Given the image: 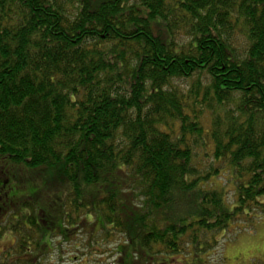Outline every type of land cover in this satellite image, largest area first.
Here are the masks:
<instances>
[{"label":"trees","instance_id":"trees-1","mask_svg":"<svg viewBox=\"0 0 264 264\" xmlns=\"http://www.w3.org/2000/svg\"><path fill=\"white\" fill-rule=\"evenodd\" d=\"M0 160V264L89 225L119 264L210 257L264 220V0H0Z\"/></svg>","mask_w":264,"mask_h":264},{"label":"rangeland","instance_id":"rangeland-1","mask_svg":"<svg viewBox=\"0 0 264 264\" xmlns=\"http://www.w3.org/2000/svg\"><path fill=\"white\" fill-rule=\"evenodd\" d=\"M13 173L17 174L13 175ZM21 174L18 166L12 165L9 162L7 163L6 160H0V184L3 185V188H9L14 177L21 176V178H24ZM221 180H219V185L221 184ZM2 194V186H0V196ZM232 195V193H229L227 196L230 201ZM56 196L58 197V194L55 195L49 191L46 198L48 201L52 200L54 205V200H57ZM20 209L23 210L22 206H20ZM89 227L92 230L89 233H81L77 237V242L74 240L76 236L73 234L67 238V241L59 235H53L51 240L52 245L48 248L43 246L39 249V252H33L28 255L29 261L31 263L34 262L33 264H92L97 263L94 262L93 258H100L101 262L102 260L111 262L109 260L110 256H106V253L115 254L114 250L116 249V240L118 241V239L110 238L108 241H104L103 244H94L93 247L90 244V236L98 228H93L89 225L85 229ZM100 237H98V240L101 239ZM12 242L13 239L8 236L0 240V261L7 258L3 252L10 247ZM103 254L105 255L103 256ZM20 257L22 259H18ZM20 257H15L14 264H24L26 259L25 254H22ZM184 258H177L176 260L181 262ZM190 258L187 257L186 259L191 264H264V220L246 228L240 225L237 226L226 238L222 239L219 248L210 257L206 255L198 256L192 261ZM86 260L91 261L88 263ZM170 263L176 264L174 260Z\"/></svg>","mask_w":264,"mask_h":264},{"label":"flooded vegetation","instance_id":"flooded-vegetation-1","mask_svg":"<svg viewBox=\"0 0 264 264\" xmlns=\"http://www.w3.org/2000/svg\"><path fill=\"white\" fill-rule=\"evenodd\" d=\"M104 256V255H103ZM94 262H97V263H92V264H119L121 263V259L119 256H115V257H110L109 260H111V262H106L107 260H102L101 262V259L100 258H93ZM91 260H86V262H90Z\"/></svg>","mask_w":264,"mask_h":264}]
</instances>
